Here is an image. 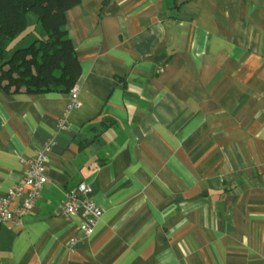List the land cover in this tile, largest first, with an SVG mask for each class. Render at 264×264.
I'll list each match as a JSON object with an SVG mask.
<instances>
[{
    "label": "crops",
    "instance_id": "obj_1",
    "mask_svg": "<svg viewBox=\"0 0 264 264\" xmlns=\"http://www.w3.org/2000/svg\"><path fill=\"white\" fill-rule=\"evenodd\" d=\"M65 19L68 130L67 93L0 87V199L51 144L0 264H264V0H80ZM82 181L103 213L83 240L61 214Z\"/></svg>",
    "mask_w": 264,
    "mask_h": 264
},
{
    "label": "trees",
    "instance_id": "obj_2",
    "mask_svg": "<svg viewBox=\"0 0 264 264\" xmlns=\"http://www.w3.org/2000/svg\"><path fill=\"white\" fill-rule=\"evenodd\" d=\"M80 0H0V87L7 93H69L80 65L65 14ZM34 18L32 42L20 47ZM38 34V35H37Z\"/></svg>",
    "mask_w": 264,
    "mask_h": 264
},
{
    "label": "built area",
    "instance_id": "obj_3",
    "mask_svg": "<svg viewBox=\"0 0 264 264\" xmlns=\"http://www.w3.org/2000/svg\"><path fill=\"white\" fill-rule=\"evenodd\" d=\"M68 96L69 101L64 116L58 123V127L62 131L68 130L64 125L66 116L80 106L78 87L76 85L72 87ZM50 147V143H44L35 150L34 157L26 161L27 168L22 181L10 188L7 194L0 199V225L20 226L22 219L32 211L35 202L40 197L43 186L48 181L45 174L44 161ZM78 212H80L81 216L79 231L83 236L82 240L88 239L94 233L103 213L92 198L90 186L84 181L77 185L74 192L66 195L61 204V214L65 218L75 216ZM79 242L81 240H70V250L75 249Z\"/></svg>",
    "mask_w": 264,
    "mask_h": 264
},
{
    "label": "rangeland",
    "instance_id": "obj_4",
    "mask_svg": "<svg viewBox=\"0 0 264 264\" xmlns=\"http://www.w3.org/2000/svg\"><path fill=\"white\" fill-rule=\"evenodd\" d=\"M29 17L32 18L33 16L30 15Z\"/></svg>",
    "mask_w": 264,
    "mask_h": 264
}]
</instances>
